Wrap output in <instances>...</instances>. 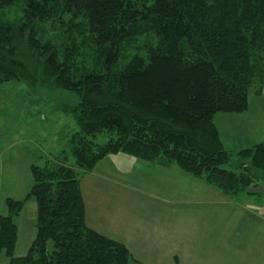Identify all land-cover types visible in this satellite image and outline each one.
Here are the masks:
<instances>
[{"label": "trees", "instance_id": "1", "mask_svg": "<svg viewBox=\"0 0 264 264\" xmlns=\"http://www.w3.org/2000/svg\"><path fill=\"white\" fill-rule=\"evenodd\" d=\"M14 6L16 21L3 11ZM12 80L74 96L60 109L79 130L31 164L23 199L6 198L9 264H142L86 222L82 178L108 155L175 165L227 196L264 194V141L239 150L235 165L215 122L247 111L264 87V0H0V84ZM30 199L36 236L16 257V218Z\"/></svg>", "mask_w": 264, "mask_h": 264}, {"label": "crops", "instance_id": "2", "mask_svg": "<svg viewBox=\"0 0 264 264\" xmlns=\"http://www.w3.org/2000/svg\"><path fill=\"white\" fill-rule=\"evenodd\" d=\"M9 132L12 135H7ZM71 133V129H66L63 137ZM6 136L8 142L0 148V166L17 170L19 166L11 157L14 154L10 149L18 143H27L30 172L31 164L37 162L30 154V146L34 145L31 143L36 144L34 135L17 138L12 128ZM51 154L52 149L46 156ZM3 155L6 158L1 159ZM131 157L125 153L108 155L83 176L82 192L89 227L125 244L134 259L142 264H264V208L254 206L257 202L263 204L264 194L254 195L250 201L223 196L217 188L175 165L163 167ZM139 169L152 172L149 183L132 180ZM4 170L0 172V203L6 208V198H19L7 190L14 184L3 183L9 180L2 179ZM118 184L128 191L121 192L124 200L120 193H115L114 186ZM30 188L26 187L27 192ZM143 192L149 197L135 194ZM109 195L122 202H110ZM129 202L134 205L131 210H128ZM143 202L149 203L150 221L136 215L140 214ZM192 222L198 226L191 228Z\"/></svg>", "mask_w": 264, "mask_h": 264}, {"label": "rangeland", "instance_id": "3", "mask_svg": "<svg viewBox=\"0 0 264 264\" xmlns=\"http://www.w3.org/2000/svg\"><path fill=\"white\" fill-rule=\"evenodd\" d=\"M3 11L5 14L4 16L12 21H16L22 16V12L16 8V6L6 8ZM132 52L133 50L128 49L125 58L128 59ZM81 59L79 58V60ZM87 61L91 62V57H88ZM121 62H124L123 59ZM259 89L260 88L255 87L251 90L247 111L243 113H218L215 118V122L226 148L234 154L232 161L235 165L239 162L236 156L239 150L264 141V87L261 88L260 94L257 92ZM76 102L77 99L74 96L64 91H58L55 94L45 93L39 95L32 93L24 82L12 80L0 84V148L8 142L6 136L8 129L14 128V136L16 137L17 135V138H22L29 134L34 135L33 139L36 141V144L35 142L31 143L34 145L30 146L32 152L30 154L36 157V163L38 165H43L46 161V154H48L51 149L54 153L58 148L63 149L66 146V139L63 137V133L66 129L69 131L71 129V132L79 130L71 114L60 109L63 104H75ZM19 133H21V136L18 135ZM7 135H12V132H9ZM107 140L108 137L105 134H101L98 136L97 142L105 143ZM25 145L27 146V143H18L10 149L14 154L11 155V157L19 166L18 168L16 166L17 170L10 167H7V169L4 168V170L1 167L2 165L0 166V172L4 170L3 176H5L2 179H9L4 180L3 183L14 184L10 185L7 190L19 199L27 195L28 188L26 190V187H31L33 181L31 173L29 172L30 157L28 156ZM10 152L11 151H9V153ZM3 158H6V155L1 157V159ZM131 158L139 161V159L134 156ZM121 164L123 165L124 163ZM226 168L231 169L233 167L230 164L226 166ZM151 177L152 172L139 169L132 177V180H137L139 183H149ZM122 186L123 185L120 184L119 186H114V188L115 193H120V198L124 200L123 197L125 196H123L121 192L124 193L128 191L123 190L124 188ZM211 186L217 188L213 185ZM217 189L220 190L219 188ZM1 192L0 190V193ZM108 192L109 190H107L106 193ZM135 194L141 198L149 197L145 192ZM222 194L226 196L223 192ZM253 198H255L254 195L249 196L247 192H243L237 195V197H234V199H248L249 201L253 200ZM107 199L114 204L122 202L120 199L118 201L117 198L110 195ZM138 204L139 203L136 205L138 206ZM127 205H129L128 210H131L132 206H134L130 205V202ZM0 206L2 207L0 215L5 214L7 209L2 206L1 203ZM254 206L262 209L264 208V201L263 204H258L257 202ZM36 213V201L35 199H30L26 202L22 213L16 218L19 231L15 250L16 257L26 255L36 236ZM139 213L140 214L137 213L136 215L150 221L151 211H149V203L143 202ZM197 226L198 224L192 222L191 228ZM8 263V258L2 255L0 257V264Z\"/></svg>", "mask_w": 264, "mask_h": 264}]
</instances>
